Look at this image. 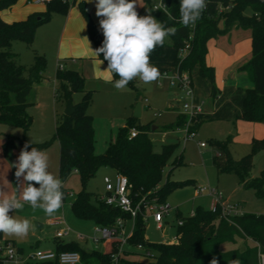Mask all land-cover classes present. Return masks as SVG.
<instances>
[{
	"label": "trees",
	"instance_id": "16d2710c",
	"mask_svg": "<svg viewBox=\"0 0 264 264\" xmlns=\"http://www.w3.org/2000/svg\"><path fill=\"white\" fill-rule=\"evenodd\" d=\"M18 0H0V12L11 9ZM149 4L152 0H147ZM168 13L153 11L155 18L165 23L166 27H174L176 34L170 36L172 46L176 49V58L172 66L178 63V50L187 43L191 45L189 55L180 65L182 70L192 74L198 70L201 78L207 79L211 87V98L217 99L219 89L216 85L215 70L206 62L208 42L219 35L229 32L233 28L249 29L252 33L251 59L240 67L241 71L249 75L252 87L245 90L242 114L238 117L247 122L264 121V0H205L207 10L203 11L194 28L185 26L181 22L180 0H163ZM73 3L69 0H50L46 2V11L30 14L25 20L8 23L0 17V136L1 126H19L25 130L32 124L28 108L32 104V94L36 84L43 79L47 68L44 57L37 56L34 64L26 69L19 63L18 55L12 51V44L23 41L32 46L37 29L48 22L56 14L67 15ZM228 11L219 12L220 6H228ZM87 22L88 33L96 49L102 45L103 39L86 11L84 3L78 5ZM153 8V6H152ZM251 8L252 15H246ZM171 17L172 19H169ZM221 23L223 24L221 26ZM192 35V39H190ZM165 44L157 46L151 53L150 62L158 63L163 56ZM100 60L108 64L103 59ZM114 80L119 77L113 75ZM58 87L55 92L56 99L67 103L72 95L82 93L81 102L74 105L75 113L65 116L56 123L55 137L60 146V160L58 177L62 185L69 177L76 173L82 184L81 191L72 202V210L78 219L92 220L96 226L112 227L118 218L128 219L129 214L116 207L107 205L100 197L93 202V194L87 191L88 181L101 167H111L117 174L128 178L131 197L135 203L145 198V203L157 199L165 203L170 193L185 187L193 182L164 180L165 168L170 163L178 144H164L160 152L154 150V144L149 136L150 127L138 123L137 119L128 118L126 125L119 129L117 139L110 143L105 153L97 155L95 152V135L93 118L88 110L92 102V92L86 91L83 76L75 70H58L56 74ZM137 79L129 82L127 86L136 88ZM208 119L201 114L194 128ZM185 122L180 115L176 122L168 128L177 129ZM136 129L138 135L130 138V131ZM21 142V141H20ZM17 141L8 138L4 147H16ZM25 141L21 142L22 147ZM220 149L216 157V166L221 174H236L248 189H253L258 198L264 199V170L260 177L251 178L253 156L264 149V138L252 141V153L240 159H235L231 153L232 137L226 141H215ZM45 151V144L33 145ZM182 158L173 165L181 164ZM63 199L67 192L63 186ZM180 235L178 244L149 243L145 240L146 221L142 215L136 219V226L129 240L130 246L143 245L152 252L153 257L147 261H138L128 258V253L122 257L120 264H210L216 258L218 264H230L231 260L239 258L241 264H259V254H264V215L244 213L241 216L231 217L232 222L221 215V210L212 212L210 209L198 207L193 216L177 215ZM239 240L247 242L252 240L255 245L246 244L244 250L234 249L227 252L221 250L225 243L237 244ZM108 251L105 253L88 250L76 242H57L56 250L59 252H78L81 264H112L111 254L116 250V242H107ZM27 264H59L56 262H29Z\"/></svg>",
	"mask_w": 264,
	"mask_h": 264
},
{
	"label": "rangeland",
	"instance_id": "374dc122",
	"mask_svg": "<svg viewBox=\"0 0 264 264\" xmlns=\"http://www.w3.org/2000/svg\"><path fill=\"white\" fill-rule=\"evenodd\" d=\"M147 0H137L136 10L140 16L147 14L146 8L153 9ZM73 6V5H72ZM246 15H252L251 8L246 10ZM155 17L154 12L151 13ZM55 16V15H54ZM53 16V17H54ZM52 17V18H53ZM51 18V19H52ZM51 21V20H50ZM48 21V22H50ZM48 22L43 23L48 24ZM41 25V26H42ZM40 27V26H39ZM39 29V28H38ZM216 39V38H213ZM35 41V39H34ZM14 50L18 55L19 63L29 69L35 62L37 56L44 57L49 62V58L44 54V51H39L35 43L28 46L23 41L14 43ZM165 50L163 56L158 63L152 65L165 68V72L172 71L173 66L169 65L176 58V49L172 46L170 38L165 39ZM160 71V70H159ZM160 73H164L160 71ZM44 76L50 81H55V73L49 77L45 70ZM249 76V75H248ZM244 80L243 85L252 86L250 78L247 75H242ZM137 79L136 88L126 86L123 89H116L114 86L98 84L97 88L86 91L92 92V102L88 113L93 118V129L95 135V152L97 155L105 153L110 143H114L117 139L119 129L124 127L126 119L132 115V107L139 97L143 98V115L138 120V123L150 127L149 136L154 144V150L160 152L164 144H178L176 151L164 171V180L193 183L176 189L170 193L166 202L173 208L178 207L183 216H190L195 213L198 207L205 209L211 208V198L209 195H197L199 187L207 189H216L223 198L229 203L240 207L243 213L264 215V199L258 198L255 190L246 188L241 184L240 179L236 174H221L216 166V157L220 151L215 141H226L228 138H235L232 143L231 153L235 159H240L252 153V141L254 139H262L257 129L256 135H252L253 131H247L246 125L239 134H235L237 121L264 125L263 122H247L242 119L231 120L220 117V114H213L209 110L212 106L213 99L208 96L199 100V106L202 110L208 113V119L204 120L197 128L195 137L187 142L183 141L184 132L177 129L168 128L176 122L179 110H176L185 103L183 101L184 94L178 88L171 87L166 79H162V86L159 85V79L152 83H144L139 78ZM203 80L208 84V80L201 78L199 74L194 73V82L199 86V82ZM246 86V87H248ZM58 87V84H57ZM54 86L43 85L39 89V99L33 100L28 108V114L32 118V124L29 129L25 130L19 126L2 125L0 136V186H5L9 194H22V185L24 180L16 183L12 179V172L15 171L13 164L17 162V158L23 148L22 141L33 145L45 144V153L48 155V171L58 177V157H59V142L54 139L56 132V123L65 115L66 103L56 99ZM34 94V92H33ZM32 94V97L34 96ZM83 99L82 93L72 95L71 101L79 103ZM217 100V99H216ZM239 108V106H237ZM203 110V112H204ZM205 111V112H206ZM181 113V110H180ZM156 128V129H155ZM16 140L17 146L10 147L7 150L4 145L8 138ZM233 139V138H232ZM21 141V142H20ZM201 143L205 147H201ZM182 158L181 164L173 165L175 161ZM264 170V149L257 152L253 156V167L251 178H258ZM116 171L111 167H101L96 174L88 181L87 191L93 194V202L96 203V197H101L105 192V177L114 179ZM17 180V179H16ZM38 184H35L36 186ZM37 187V186H36ZM19 188V189H18ZM64 190L68 193L65 198V203L57 212L51 216L46 214L42 209H33L29 204L24 203L21 211L11 212L10 215L18 219H28L31 222V228L27 236L20 238L8 236L0 232V242L15 241L18 246L23 247L25 254L30 255L34 249H47L54 246L53 238L55 236V227H50L48 221L50 218L63 217L68 226L72 230L69 239H77L76 236L82 235L86 238L85 241H78V244L84 249L96 250L102 253L108 251L107 242L95 244L91 239L96 236V224L92 220L78 219L72 210V202L77 194L82 189V184L78 174L73 173L69 179L63 184ZM63 202V201H62ZM42 214V216H40ZM37 219H31L36 216ZM177 213L173 212L168 221L174 225L170 227V234L163 235L162 230H158L156 223L149 218L146 221L145 240L149 243H165L169 239L174 238L178 234V217ZM126 235H130L133 230V220L127 219ZM39 224L43 225L39 229ZM39 240H42L41 245H36ZM246 244L254 246L252 240L244 242L239 240L237 244L225 243L221 246L223 252L234 249L244 250ZM125 251L128 253V258L138 261H147L148 258L141 254V251L130 245L126 246Z\"/></svg>",
	"mask_w": 264,
	"mask_h": 264
},
{
	"label": "crops",
	"instance_id": "0c3cea01",
	"mask_svg": "<svg viewBox=\"0 0 264 264\" xmlns=\"http://www.w3.org/2000/svg\"><path fill=\"white\" fill-rule=\"evenodd\" d=\"M46 2L50 0H45ZM73 3L69 13L67 15L56 14L48 24H44L37 29L35 35V46L39 51H44V54L49 58V62L47 64L46 72L47 76H51L52 73L56 74L59 70V65H62L65 70H75L78 71L85 80V87L87 90L97 88L98 84L114 86L115 80L113 75L111 76L112 82H107L109 79V74L105 72L107 70L108 64L99 59L92 54L90 48L95 50L96 47L94 43L91 41L87 22L83 17L81 11L79 10L78 5L80 3H84L86 7V11L90 15L91 19L93 20L94 24L96 25L102 39H104L102 30L99 26V19L96 13L95 3L96 0H92L90 3L89 0H69ZM35 0H18L17 4L14 5L11 9L5 10L0 12V17L8 22L12 23L15 21H22L25 20L30 14L33 13H40L46 11V2L37 4L34 3ZM223 24L221 23V26ZM87 38V40L85 39ZM15 43V42H14ZM12 44V51L14 50V45ZM89 43V44H88ZM90 46V47H89ZM208 52L206 57V62L209 66L213 67L215 70V77H216V85L219 89V95L217 100H213L212 106H209V110L213 114H220V117L231 120L232 118L239 119L238 117L242 114L243 110V100L245 98V90L250 88L247 84L243 85V89L241 82L244 80L242 75L248 74L244 71L240 70V67L245 65L252 56V33L249 29L243 28H233L229 32L219 35L216 39H211L208 42ZM16 53V52H15ZM17 54V53H16ZM173 62V61H172ZM171 62V63H172ZM171 63L169 65H171ZM160 71L165 72V68H159ZM167 72V71H166ZM169 72V71H168ZM194 73L198 74V70H195L191 75L194 83L195 89V100L198 102L205 97H211V87L208 81V84H205L203 80L199 82V86L194 82ZM57 81H50L47 77L43 74V79L40 83L36 84L34 87V96L32 97L33 100L39 99V89L41 86L48 85L54 86V94L57 89ZM248 86V87H246ZM252 87V86H251ZM142 100V97L136 99L131 111L132 115L128 118H134L139 120L143 115V105L141 102V116L139 118L134 117V109L136 104ZM204 100V99H203ZM76 103L73 102V105ZM67 105V103H66ZM239 106V108L237 107ZM176 110H179L178 117L181 115L180 107L177 105ZM66 109V106H65ZM204 110V109H203ZM204 110L203 114L208 116L207 111ZM209 117V116H208ZM127 118V119H128ZM126 119V122H127ZM176 119V121H177ZM125 122V125H126ZM124 125V126H125ZM244 125H246V130L251 132L253 131L252 135H256L257 129L260 131V138H264V125H258L253 123H246L237 121L235 127V134H239L242 129H244ZM156 129V128H155ZM233 142H235V138L232 135ZM60 147V146H59ZM59 160H60V151L58 157V171H59ZM15 171L13 170L12 179L14 178L16 183L22 181L23 177L20 178L18 182L15 177ZM26 186V183L22 185L23 188ZM39 187V185H36ZM197 195L198 192H197ZM210 197V196H209ZM65 203V199H63L62 206ZM174 211L177 214L180 213L179 208ZM181 214V213H180ZM182 215V214H181ZM42 216V214H40ZM40 218L33 216L31 219ZM54 218H50L48 221V225L50 227H54L50 225V221ZM166 218L164 220V229L163 235L168 236L170 234V227L174 226L169 223ZM178 220V219H177ZM128 224V223H127ZM43 225L39 224V229H42ZM55 227V231H56ZM71 236V235H70ZM177 236V235H176ZM77 238V236H76ZM78 239L67 237L66 239L62 240V242H76ZM170 240V239H169ZM16 244L15 241H11ZM54 246L52 248L56 250L57 242L55 236L53 238ZM42 240L36 244L38 246L41 245ZM166 243V242H165ZM17 245V244H16ZM18 246V245H17ZM22 249L25 253L23 247L18 246Z\"/></svg>",
	"mask_w": 264,
	"mask_h": 264
},
{
	"label": "clouds",
	"instance_id": "9594fccd",
	"mask_svg": "<svg viewBox=\"0 0 264 264\" xmlns=\"http://www.w3.org/2000/svg\"><path fill=\"white\" fill-rule=\"evenodd\" d=\"M95 7V15L102 18L99 26L104 39L99 48H90V51L96 57L103 54V59L108 62L107 82L111 83V76L116 75L119 79L114 87L123 89L136 78L146 84L160 79L158 67L150 62L151 53L157 46L162 47L165 39L175 35L177 30L153 17L154 9L146 8L147 14L140 16L136 10L137 0H96ZM205 8V0H180L183 25L195 24ZM29 147L30 143H25L13 164L17 181L23 177L26 182L22 194H9L5 186H0V232L8 236L23 238L29 233L31 222L28 219L9 214L21 211L24 203L33 209H42L49 216L62 206V181L48 171V155L36 147L29 150ZM210 264H218L217 259L213 258ZM230 264H241V261L237 258Z\"/></svg>",
	"mask_w": 264,
	"mask_h": 264
},
{
	"label": "built area",
	"instance_id": "2783aa9c",
	"mask_svg": "<svg viewBox=\"0 0 264 264\" xmlns=\"http://www.w3.org/2000/svg\"><path fill=\"white\" fill-rule=\"evenodd\" d=\"M155 1L153 9L155 11H163L168 13V9L164 4L163 0H152ZM45 0H35L34 3L41 4L45 3ZM231 6L226 7L220 6L219 12H225L230 10ZM207 10L206 8L203 10ZM194 28V24L191 25ZM192 39V35L190 37ZM191 45L187 43L183 48L178 50V63L173 66V70L170 72H164L161 74L159 79V85L162 86V79H166L171 87L178 88L183 92V101L185 103L180 106L181 115L185 117V122L182 126L178 127L177 130L184 132L183 141L187 142L195 137L196 130L193 129L198 117L203 114L202 107L195 100V89L192 79V75L185 70L180 68V65L186 60L189 55ZM63 66L59 65V70H63ZM138 135L136 129L130 131V138H135ZM201 147H205L204 143H201ZM105 194L100 198L107 205L119 208L124 213L129 214L128 219L133 220V230L130 235H126L127 219L118 218L115 225L112 227H101L96 226V236L91 240L95 244L101 242L115 241L116 250L111 254L112 264H120L122 257L126 255L125 248L130 245L129 240L132 237L136 219L139 215L143 216L145 221H148L150 217L156 223L158 230L164 229V220L168 218L177 208H173L167 202L159 203L157 199L145 203V198L140 202L135 203L131 197V186L128 178L122 174H116L114 179L105 177ZM198 194H208L212 200L210 210L217 212L221 210V215L226 220L232 222L231 217L241 216L244 213L240 210V207L234 204H229L223 195L216 189H207L206 187H199ZM194 213L191 215L193 216ZM183 224L182 220L178 221V225ZM50 225L56 227L55 238L58 241H62L69 237L73 232L68 226L67 222L63 217L54 218L50 221ZM79 241H85L86 238L82 235H77ZM180 235L177 234L174 238H171L167 244H178ZM141 251V254H145L146 257L152 258V252L146 250L143 245L136 246ZM264 261V254H259V264ZM29 262H56L59 264H81V256L78 252L64 251L59 252L53 249H39L36 248L28 255L25 254L21 248L11 241L0 242V264H27Z\"/></svg>",
	"mask_w": 264,
	"mask_h": 264
},
{
	"label": "water",
	"instance_id": "95a60500",
	"mask_svg": "<svg viewBox=\"0 0 264 264\" xmlns=\"http://www.w3.org/2000/svg\"><path fill=\"white\" fill-rule=\"evenodd\" d=\"M141 102H142V100H140L135 106V109H134V117L135 118H139L141 116ZM74 113H75V107L73 105V102L71 100H69L67 102V105H66L65 116L70 117Z\"/></svg>",
	"mask_w": 264,
	"mask_h": 264
}]
</instances>
